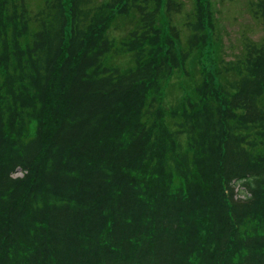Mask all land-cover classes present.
<instances>
[{"label":"trees","instance_id":"trees-1","mask_svg":"<svg viewBox=\"0 0 264 264\" xmlns=\"http://www.w3.org/2000/svg\"><path fill=\"white\" fill-rule=\"evenodd\" d=\"M180 9L0 0V264H264V37L188 70L212 16L195 0L181 47ZM130 16L116 47L108 27ZM181 71L189 94L165 108Z\"/></svg>","mask_w":264,"mask_h":264},{"label":"rangeland","instance_id":"rangeland-1","mask_svg":"<svg viewBox=\"0 0 264 264\" xmlns=\"http://www.w3.org/2000/svg\"><path fill=\"white\" fill-rule=\"evenodd\" d=\"M103 0H96L100 2ZM181 3L180 12L170 13V24L174 25L179 32V43L185 47L189 30L186 22L192 18L195 8V0H176ZM207 1L208 9L212 16L211 28L208 30L210 42L203 51V57L192 58L187 62L186 69L190 67L200 71L205 68L214 71L221 68L227 62L242 59L246 53L248 43L260 44L264 37V21L256 11V0H204ZM29 12L38 10L43 0H23ZM136 17L115 18L107 30L108 37L117 47L119 41L128 36L134 27ZM199 59V60H198ZM107 64L118 66L120 69L133 66L129 54L110 52L105 57ZM234 76L225 74L221 79H229ZM192 84L189 76L182 71L172 75L162 90V100L165 108L175 104L180 98L189 94ZM15 175H19L16 172ZM239 185H235L238 190Z\"/></svg>","mask_w":264,"mask_h":264}]
</instances>
